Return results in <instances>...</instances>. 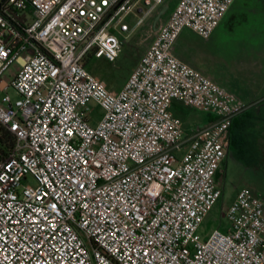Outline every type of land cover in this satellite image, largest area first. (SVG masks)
<instances>
[{
	"label": "built area",
	"instance_id": "built-area-1",
	"mask_svg": "<svg viewBox=\"0 0 264 264\" xmlns=\"http://www.w3.org/2000/svg\"><path fill=\"white\" fill-rule=\"evenodd\" d=\"M232 1L176 0L110 92L85 60L113 62L164 0H0L14 94L0 99V264H264L263 201L247 187L220 209L223 230L196 233L247 104L173 53L182 28L208 38ZM173 99L213 120L185 130Z\"/></svg>",
	"mask_w": 264,
	"mask_h": 264
},
{
	"label": "crops",
	"instance_id": "crops-1",
	"mask_svg": "<svg viewBox=\"0 0 264 264\" xmlns=\"http://www.w3.org/2000/svg\"><path fill=\"white\" fill-rule=\"evenodd\" d=\"M167 9L160 20L164 19L172 8L169 11ZM173 53L247 104V108L231 120L228 146L218 175L220 172L224 173L222 166H227L230 152L245 155L244 168L250 167V163L259 160H262L259 164L262 168L264 165V99H262L264 77L255 85L241 86L239 89L237 85L233 87L223 84L219 76L221 66L228 64L221 58L236 60L229 65L247 67L243 71L246 79L250 73H253L247 70L251 64L256 65L255 72L264 74L259 68L264 66V0H233L206 39L198 37L187 28H182L174 41ZM258 96L262 97L256 99ZM184 108L185 106L176 99H173L169 105V111L175 117H177L176 112L179 113ZM208 116L211 115L207 113ZM251 185L247 188L262 199L264 214L263 177L258 174L252 178Z\"/></svg>",
	"mask_w": 264,
	"mask_h": 264
},
{
	"label": "rangeland",
	"instance_id": "rangeland-1",
	"mask_svg": "<svg viewBox=\"0 0 264 264\" xmlns=\"http://www.w3.org/2000/svg\"><path fill=\"white\" fill-rule=\"evenodd\" d=\"M175 3L176 0H164L163 4L167 5V11H169ZM153 16L148 18L141 26L135 28L128 36L125 37V39L122 40L121 51L113 62H109L102 57H90L85 60V67L87 70H89V72L110 92H116V90L121 86L143 48L152 37L154 31L151 29V20ZM127 21L132 24L134 22V17H129ZM229 52L231 53L232 51H228L227 53ZM212 56H214V54ZM221 60L228 64L223 67L221 66L219 79L220 82L228 86L231 85L234 87L237 85L238 88L241 89V86L245 87L247 85H255L257 81H261L262 77H264L262 72H255V69H257L255 64H251L247 69L249 72L253 73H250L248 75V79H246L243 71H245V68L247 67L242 65H229V63H234L236 61L235 59L229 60L221 58ZM207 66H209V64ZM13 68V65L9 66L10 70H13ZM204 68H206V65H204ZM259 68L264 71V66ZM4 74L5 77H7V72ZM5 85L6 78H3V80L0 81V99L5 94H8L11 98H13L14 94L12 90L10 88H5ZM259 97L262 96H258L256 99ZM262 99H264V96ZM86 106L88 109V116H90L89 123L94 125L102 115L103 111L95 102L91 100L87 102ZM176 116L182 122V126L185 130H188L196 125L205 124L208 118L206 112L195 110L187 106H185L181 112H176ZM244 158L245 155L233 152H230L228 155L227 166H222L224 173L220 172V175H217L216 179L220 195L196 230V233L200 238H205L214 228L219 230H223L225 228L226 221L221 216L222 214L220 209H224L228 206L237 190L242 187L252 186V178L258 176V174L264 179V165L262 168L259 167L262 160L250 163V167L244 168Z\"/></svg>",
	"mask_w": 264,
	"mask_h": 264
},
{
	"label": "water",
	"instance_id": "water-1",
	"mask_svg": "<svg viewBox=\"0 0 264 264\" xmlns=\"http://www.w3.org/2000/svg\"><path fill=\"white\" fill-rule=\"evenodd\" d=\"M167 8L166 4L161 5V7L156 11V13L154 14L152 20H151V29L152 31H155L157 28V24L160 20L161 15L165 12Z\"/></svg>",
	"mask_w": 264,
	"mask_h": 264
},
{
	"label": "trees",
	"instance_id": "trees-1",
	"mask_svg": "<svg viewBox=\"0 0 264 264\" xmlns=\"http://www.w3.org/2000/svg\"><path fill=\"white\" fill-rule=\"evenodd\" d=\"M213 120V117L212 116H208V118H207V122H210V121H212Z\"/></svg>",
	"mask_w": 264,
	"mask_h": 264
}]
</instances>
